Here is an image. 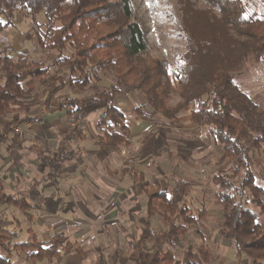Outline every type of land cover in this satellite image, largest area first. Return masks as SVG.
<instances>
[{
    "label": "trees",
    "instance_id": "obj_1",
    "mask_svg": "<svg viewBox=\"0 0 264 264\" xmlns=\"http://www.w3.org/2000/svg\"><path fill=\"white\" fill-rule=\"evenodd\" d=\"M204 1L203 6L188 1L182 8L191 21L183 27L187 50L181 55L180 69L172 71L166 59L151 56L143 26L132 19L131 0H0V23L5 20L0 29L21 17L33 22L36 30L40 16L45 18L41 22L44 31H35L44 59H31L28 53L9 47L0 52V122L10 113L16 114L8 126L0 124V146L15 127L39 119L41 115L34 112L39 106L44 112L66 111L71 120L87 107L104 105L97 123L98 142L129 147L132 129L126 115L114 105L117 96L142 94L144 102L135 108V114L148 125H157L162 118L171 127L180 126L182 112L191 105V120L207 128L223 159L232 160L213 177L215 196L222 206L221 234L237 257L264 264V184H259L264 182V107L236 81L249 57L264 65V12L252 11V6L264 5V0ZM104 74L111 76L112 84L102 85ZM31 80H37L39 88L32 87ZM47 85L53 88L39 99V90ZM66 88L81 93L87 90L88 94H60ZM176 93L181 101L172 105ZM81 138L85 135L78 126L64 133L67 140ZM32 148L49 169L47 179L57 183L64 161L73 153L59 147L57 155H52L46 141ZM255 164L261 173L255 171ZM123 172L142 177L127 167ZM172 183L171 190L163 186L161 177L142 183L146 222L128 243L127 264H207L210 260L204 243L197 249L189 246L183 257L177 256L176 248L199 225L204 211L195 214L188 202L190 180ZM0 203L24 211L32 207L26 196L8 193L1 176ZM17 236L0 227L1 250L23 252L35 263L52 261L62 251L86 256L81 245L64 243L62 234L47 242L36 236L16 242ZM0 264L14 263L0 253Z\"/></svg>",
    "mask_w": 264,
    "mask_h": 264
},
{
    "label": "rangeland",
    "instance_id": "obj_2",
    "mask_svg": "<svg viewBox=\"0 0 264 264\" xmlns=\"http://www.w3.org/2000/svg\"><path fill=\"white\" fill-rule=\"evenodd\" d=\"M188 1H195L198 6L206 5L204 0H131L132 19L143 26L146 39L151 46V56L166 59L172 71L180 69L181 55L187 50V38L183 27L191 21L185 17L182 8ZM252 11L264 12V5L252 6ZM39 22L41 25L34 30L33 22L18 17L14 25L2 27L0 52L9 47L28 53L31 59H44L45 51L40 50L35 35V31L43 32L45 29L41 23L45 22L44 15L40 16ZM4 23L5 20H2L0 24ZM102 77L104 78L102 85L113 83L110 75L104 74ZM236 81L264 107V65L249 57L244 69L238 72ZM30 84L38 88L40 85L37 80H31ZM47 87L53 88L48 85ZM44 91L45 88L39 90V99L43 98L40 95H44ZM86 92L87 90L81 93L79 90L66 88L60 94L75 96L88 94ZM179 101L181 97L176 93L170 103L175 105ZM143 102L144 98L139 92L123 93L114 101V105L126 115L127 122L135 133L132 139L135 141L129 147L112 148L119 153L121 151L129 161L116 160V162L109 158L110 173L103 177L107 181V186L112 185L111 187L114 186L115 190L105 186L96 189L85 183L83 190L78 189L75 193L78 200L70 202L73 197L69 189H64L53 196L56 187L47 188L49 181L47 174L41 172L36 165H30L27 183L33 187L37 186L34 189L45 193L46 196H39L37 201L27 198L32 206L27 211L14 205L9 206V210H0V213L6 215V218L2 215L0 227L5 226L10 231L17 232L18 236L14 239L16 242L30 241L35 236L39 241L47 242L53 240L57 234H62L65 238L64 243L72 241L76 245H81L86 251V256L81 258L73 254L67 255L62 251L61 256L52 261L44 260L35 263L23 252L18 253L14 249L8 253L0 247L1 254L11 258L14 264H127L128 243L133 235L139 233L140 226L146 222V194L142 183L152 182L161 177L163 186L170 190L174 186L173 181L190 180L192 185L188 202L195 214L198 215L200 211H204V215L199 218V225L193 227L182 245L176 248L179 258L183 257L189 246L197 249L199 244L204 243L209 250L210 260L207 264H253L247 257H237L236 251L229 246L221 234L222 206L215 196L217 187L213 177L219 170H226L232 160L223 159L220 146L213 142L207 128L200 127L191 120L193 108L191 105L182 112L180 126L171 127L168 121L162 118H159L157 125L150 123L148 125L147 122L140 120L135 114V108ZM42 107H35L34 112L40 114ZM91 107L85 110H87L86 114L89 113L92 116H100L105 109L104 105H100L96 115L91 112ZM15 115L10 113L8 117L11 119ZM78 117L83 118V114L76 118ZM18 126L26 132L25 125ZM9 136L14 137V132H10ZM66 148L67 151H71L69 147ZM73 151L74 155L70 164L75 167V172L70 171L71 174L84 176L83 171L80 172V170L89 166H92L93 170L98 168V159L94 158V163H91L88 157L85 158L79 154V151ZM126 166L130 168V171L141 173L142 177H131L127 175L128 173H123L122 169ZM115 169L116 173H114ZM254 169L261 173L258 164H255ZM47 170L49 171L48 168ZM254 209L260 210L259 207ZM261 221L264 222V212L261 215Z\"/></svg>",
    "mask_w": 264,
    "mask_h": 264
},
{
    "label": "crops",
    "instance_id": "obj_3",
    "mask_svg": "<svg viewBox=\"0 0 264 264\" xmlns=\"http://www.w3.org/2000/svg\"><path fill=\"white\" fill-rule=\"evenodd\" d=\"M32 87L35 85L31 84ZM38 87V86H36ZM35 87V88H36ZM48 88H45L44 95H40V97H44ZM100 105L92 106L91 112L96 113L97 109ZM86 109V108H85ZM83 110V118H74L69 119L66 111H57L53 110L51 112H44L41 110L40 117L36 122H30L25 125V130H21L20 133L14 132L15 136L10 137L8 135L7 140L3 142L0 146V176L3 178L6 184V190L10 193L19 195V196H26L31 201H37V198L46 196L45 193L41 191H37L33 187V185L27 183L28 176L30 174V165H36L40 168L41 172H45L48 174L47 168L42 164L39 153L37 150L32 148V145L39 144L41 145L42 141H46L51 146L52 154L57 155L59 147H69L71 151H66L70 154L74 151H79L82 156L85 158L88 157L91 163H94V158L98 159V168L93 170L92 166H89L85 169L80 170L84 174V176H79L78 174L72 173L70 171L75 172V167H73L70 162L73 159V155L67 158L64 162V165L59 171V178L58 182L55 183L52 180L47 182V188H51L52 186L56 187V191L53 193V196L58 195V193L64 189H69L71 191V196L73 200L70 202H75L78 199L76 198V194L78 189H82L85 183L90 184L92 187L99 189L102 186H107V181L103 177L107 175L109 172L108 164L110 163L109 158L113 161V159L119 161H127L128 158L124 157L120 151H116L112 148L118 147H111L102 145L97 140V123L99 121V115L92 116L91 114L87 113V110ZM39 114V113H38ZM10 117H6L1 120L0 124L3 127H6L10 123ZM82 125V126H81ZM78 126L80 130H83L85 138L81 139H71L67 140L64 139V133L70 127ZM145 126V125H144ZM132 129V128H131ZM135 133L132 130V137H134ZM135 139L133 140V142ZM123 149V148H122ZM121 150V148H120ZM133 157V156H131ZM130 157V158H131ZM134 158V157H133ZM81 159V158H80ZM82 161V159H81ZM117 162V161H116ZM66 163V164H65ZM116 166V165H115ZM128 167V166H126ZM125 167V168H126ZM70 168L72 170H70ZM100 168V169H99ZM117 168V167H115ZM88 171V173L86 171ZM116 169L114 173H116ZM123 172V169H122ZM44 173V174H45ZM124 173V172H123ZM89 174V175H88ZM78 175V176H77ZM131 177H134L133 173H128ZM98 176V178H97ZM98 179V181H97ZM105 183V184H101ZM112 186V185H111ZM108 187L115 190V187ZM62 189H61V188ZM83 190V189H82ZM83 192V191H82ZM96 195V194H95ZM74 198H76L74 200ZM88 198H90L88 196ZM82 203L83 201L80 200ZM69 202V203H70ZM7 206V207H6ZM7 209L9 210L10 207L6 203H0V210ZM1 212V211H0ZM6 214V212H5ZM0 220L6 218L4 213H0ZM2 215L3 218H2ZM2 228H8L3 226Z\"/></svg>",
    "mask_w": 264,
    "mask_h": 264
},
{
    "label": "built area",
    "instance_id": "obj_4",
    "mask_svg": "<svg viewBox=\"0 0 264 264\" xmlns=\"http://www.w3.org/2000/svg\"><path fill=\"white\" fill-rule=\"evenodd\" d=\"M15 132L16 133H20L21 132V128L19 126L15 127Z\"/></svg>",
    "mask_w": 264,
    "mask_h": 264
}]
</instances>
